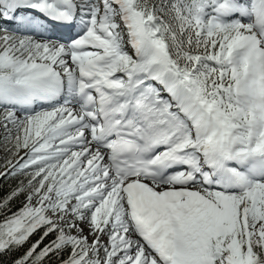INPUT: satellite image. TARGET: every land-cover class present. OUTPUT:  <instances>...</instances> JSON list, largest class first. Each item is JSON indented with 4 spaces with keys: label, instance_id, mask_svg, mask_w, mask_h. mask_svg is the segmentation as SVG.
<instances>
[{
    "label": "snow or ice",
    "instance_id": "obj_1",
    "mask_svg": "<svg viewBox=\"0 0 264 264\" xmlns=\"http://www.w3.org/2000/svg\"><path fill=\"white\" fill-rule=\"evenodd\" d=\"M0 128L14 264H264V0H0Z\"/></svg>",
    "mask_w": 264,
    "mask_h": 264
},
{
    "label": "trees",
    "instance_id": "obj_2",
    "mask_svg": "<svg viewBox=\"0 0 264 264\" xmlns=\"http://www.w3.org/2000/svg\"><path fill=\"white\" fill-rule=\"evenodd\" d=\"M1 171V169H0ZM24 179L22 176H7L0 178V197L6 195L11 189L15 188L20 180ZM26 182V181H25ZM25 200L24 195H21L18 199H15L10 204L11 211H6L5 214L11 215V212L17 211L20 207H22L23 202ZM0 219H3V216H0ZM40 233L35 234L31 239L30 242H34L35 239L38 238ZM54 237L50 236L48 239L45 240V243L48 240L53 239ZM29 245H25L24 247L15 250V251H6L5 253H0V264H14V261L18 259L24 251H26ZM61 258H67V252L61 254ZM45 264H58V261L55 257H51L50 259L45 261Z\"/></svg>",
    "mask_w": 264,
    "mask_h": 264
},
{
    "label": "rangeland",
    "instance_id": "obj_3",
    "mask_svg": "<svg viewBox=\"0 0 264 264\" xmlns=\"http://www.w3.org/2000/svg\"><path fill=\"white\" fill-rule=\"evenodd\" d=\"M4 135H5L4 129L0 128V165L4 164L5 156L7 155V153L4 150ZM22 154L23 153H21V155ZM12 159H13V163H14L16 161V158L12 157ZM0 169H1L0 172H3L5 170L3 167H0ZM86 234H87V232H86ZM104 239L106 240L107 238L105 237ZM90 240H91V237H90Z\"/></svg>",
    "mask_w": 264,
    "mask_h": 264
}]
</instances>
